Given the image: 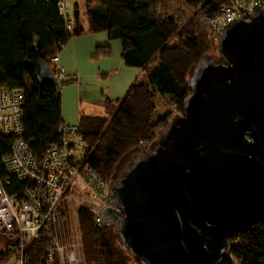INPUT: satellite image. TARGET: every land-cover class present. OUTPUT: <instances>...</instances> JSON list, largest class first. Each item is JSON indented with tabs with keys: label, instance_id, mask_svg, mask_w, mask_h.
<instances>
[{
	"label": "water",
	"instance_id": "water-1",
	"mask_svg": "<svg viewBox=\"0 0 264 264\" xmlns=\"http://www.w3.org/2000/svg\"><path fill=\"white\" fill-rule=\"evenodd\" d=\"M37 86L58 83L35 62ZM179 114L115 170L102 214L138 264H221L264 220V7L224 25Z\"/></svg>",
	"mask_w": 264,
	"mask_h": 264
},
{
	"label": "trees",
	"instance_id": "trees-1",
	"mask_svg": "<svg viewBox=\"0 0 264 264\" xmlns=\"http://www.w3.org/2000/svg\"><path fill=\"white\" fill-rule=\"evenodd\" d=\"M175 1L192 10L193 17L178 23L171 16H150L145 0H82L85 26H80L75 6L71 31L66 32L54 2L0 0V85L21 93L20 137L30 153L39 154L57 137L61 123L58 87L66 83L37 86L35 62L42 60L50 70L48 59L73 35L105 32L119 42L123 64L141 70L140 80L120 99L105 100L103 116L81 115L77 120L84 162L100 178L109 181L121 158L153 140L171 108L180 112L189 70L215 48L207 27L198 23L197 12L210 13L224 0ZM96 52L106 55L108 49L102 46ZM156 94L169 105L159 115H155ZM7 140L0 137V161L7 152ZM11 183L8 193L22 185ZM75 225L84 264H138L120 249L111 225L96 226L85 208L76 209ZM47 249L46 237L35 241L28 249L27 264H42ZM10 254L8 246L0 249V263ZM231 263L264 264V220L231 239L221 264Z\"/></svg>",
	"mask_w": 264,
	"mask_h": 264
},
{
	"label": "built area",
	"instance_id": "built-area-1",
	"mask_svg": "<svg viewBox=\"0 0 264 264\" xmlns=\"http://www.w3.org/2000/svg\"><path fill=\"white\" fill-rule=\"evenodd\" d=\"M44 1L54 2L64 30L70 32V0ZM255 7H264V0H224L210 13L197 12V18L207 27L209 39L216 43L224 25L247 20ZM48 60L58 83L65 73L56 54ZM20 119V91L0 85V137L8 139L7 152L0 161L4 172L0 177V234L11 240L8 248L13 264H27L28 249L45 237L48 249L42 264H84L81 254H77L81 249L79 237L65 236L69 208L74 209V215L77 208H85L96 226L105 224L102 211L108 207L107 181L85 164L77 121L59 123L55 140L39 154H32L20 137ZM12 181L22 185L8 193L6 187Z\"/></svg>",
	"mask_w": 264,
	"mask_h": 264
},
{
	"label": "crops",
	"instance_id": "crops-1",
	"mask_svg": "<svg viewBox=\"0 0 264 264\" xmlns=\"http://www.w3.org/2000/svg\"><path fill=\"white\" fill-rule=\"evenodd\" d=\"M80 26H85L82 21ZM106 46L108 53L96 50ZM58 65L65 73V84L58 87L60 122L74 124L79 116H103L104 102L120 99L128 87L141 77V70L123 64L120 46L105 32L70 36L56 53ZM10 239V238H9ZM0 236V249L7 246Z\"/></svg>",
	"mask_w": 264,
	"mask_h": 264
},
{
	"label": "rangeland",
	"instance_id": "rangeland-1",
	"mask_svg": "<svg viewBox=\"0 0 264 264\" xmlns=\"http://www.w3.org/2000/svg\"><path fill=\"white\" fill-rule=\"evenodd\" d=\"M145 3L148 7V14L150 16H171L173 19H175L178 23L180 22H184L187 19H191L193 17V13L192 10L186 8L184 5L179 4L178 2H176L175 0H145ZM77 6L78 8V22H82L83 18H82V13L84 10V6H83V2L82 0H70L69 1V8L70 10H73V8ZM200 24V22H198ZM201 25V24H200ZM210 54V53H209ZM213 54V53H211ZM49 69V68H48ZM140 80V79H139ZM138 80V81H139ZM165 100H161V97L156 94L154 97V105H155V115H159L165 111H168L169 109V105L166 104L164 102ZM171 111H169L167 120L169 118H171L172 115L174 114H179V112H177L175 110V108H171ZM167 122V121H166ZM146 145H144L141 148H144ZM140 148V150H141ZM137 151H139V149L136 150H132L131 152H129L127 155H125L123 157V159L121 158L117 163L118 166H121V164L132 154L136 153ZM117 166V167H118ZM110 180L107 181V186L109 185ZM72 211H74V209L69 208V212H68V216H67V225L65 227V236L67 238L70 237V235H73L74 238L79 237V232L76 228L75 225V215L74 213H72ZM71 224V227L73 226V228H71L69 225ZM69 228H71V230H69ZM0 236L2 238H6L7 239V246L11 243V240L3 234H0ZM81 248V247H80ZM77 254H81V249L77 250ZM0 264H13V259L11 257H9L6 261L0 263ZM234 264V263H231Z\"/></svg>",
	"mask_w": 264,
	"mask_h": 264
}]
</instances>
